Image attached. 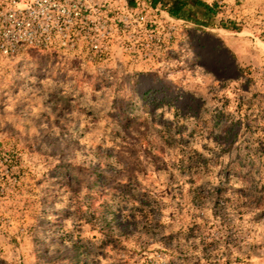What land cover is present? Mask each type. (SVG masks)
Listing matches in <instances>:
<instances>
[{"label": "rangeland", "instance_id": "rangeland-1", "mask_svg": "<svg viewBox=\"0 0 264 264\" xmlns=\"http://www.w3.org/2000/svg\"><path fill=\"white\" fill-rule=\"evenodd\" d=\"M202 1L148 70L0 54V264H264V0Z\"/></svg>", "mask_w": 264, "mask_h": 264}, {"label": "built area", "instance_id": "built-area-1", "mask_svg": "<svg viewBox=\"0 0 264 264\" xmlns=\"http://www.w3.org/2000/svg\"><path fill=\"white\" fill-rule=\"evenodd\" d=\"M178 26L149 0H0V54L33 47L98 70H148Z\"/></svg>", "mask_w": 264, "mask_h": 264}, {"label": "trees", "instance_id": "trees-1", "mask_svg": "<svg viewBox=\"0 0 264 264\" xmlns=\"http://www.w3.org/2000/svg\"><path fill=\"white\" fill-rule=\"evenodd\" d=\"M157 0H153L156 4ZM167 10L172 17L179 19L191 18L195 24L206 25V20H213L216 15V5H209L202 0H172L167 5Z\"/></svg>", "mask_w": 264, "mask_h": 264}]
</instances>
